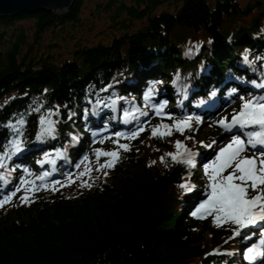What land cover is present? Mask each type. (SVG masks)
I'll return each instance as SVG.
<instances>
[{
	"label": "trees",
	"instance_id": "16d2710c",
	"mask_svg": "<svg viewBox=\"0 0 264 264\" xmlns=\"http://www.w3.org/2000/svg\"><path fill=\"white\" fill-rule=\"evenodd\" d=\"M171 1L172 9L164 7ZM84 3L73 0L65 14L39 9L0 15V156L13 153L9 142L18 139L22 147L38 146L19 161L29 164L36 153L62 146V134L78 127L86 137L70 151L76 162L91 136L83 122V111L90 115L88 98L135 93L126 99L137 98L143 106L144 93L159 86L152 78L167 82L180 74L183 89L202 90L193 101L208 95L213 81L204 72L209 64L217 74L239 75L237 64L246 54L261 65L264 0H106L98 10L108 12L122 33L108 43L79 45L61 61L50 54L31 56L47 30L80 23ZM25 19L34 20L33 40L24 29L7 37L8 28ZM191 48L198 53L189 60L184 51ZM192 101L185 100L188 108ZM49 110L55 131L44 140L38 138L40 118ZM105 121L99 119L98 125L106 126ZM151 133L125 141L128 151L112 144L118 160L111 169L91 167L82 190L59 186L28 201L20 193L1 208L0 264H235L233 256L208 253L217 245L238 251L240 240L227 239L232 229L192 218L203 175L195 168L192 179L198 186L182 189L192 168L167 156L175 153V139L194 144L207 135L205 125L185 133L174 129L171 136Z\"/></svg>",
	"mask_w": 264,
	"mask_h": 264
},
{
	"label": "snow or ice",
	"instance_id": "6c2138e0",
	"mask_svg": "<svg viewBox=\"0 0 264 264\" xmlns=\"http://www.w3.org/2000/svg\"><path fill=\"white\" fill-rule=\"evenodd\" d=\"M245 60L247 61V56H245ZM252 83L257 88H264V82L257 83L253 81ZM152 94V91H149L145 99L151 98ZM242 101L240 110L232 114L230 121L227 117H224L217 123L228 132H232L234 128L239 130L251 128L253 130L242 132L241 134H233L229 142L219 149L215 158L203 165L209 181V192L207 199L200 203L196 210L192 212L194 217L201 219L211 216L213 223L217 227H222L224 224L234 225V236L240 235L245 228L264 223V96L248 99L242 97ZM101 103L99 100L96 102L97 106ZM115 103V100L112 101L113 105ZM163 108L164 104H160L154 108V111L160 114ZM51 115L52 111L49 110L46 116L40 118V137L54 134L55 121L49 118ZM130 115L129 111L126 110L124 112L125 123L130 122L128 119ZM140 115L146 116L147 113L140 112ZM132 118L135 119L136 117L133 115ZM192 119L193 117L186 116L182 120H177L174 125H164L163 131L160 130L161 125H157L152 128L151 134L153 137L171 136L173 127L175 131L182 132L186 128H191ZM17 123L22 125L24 121L20 119ZM8 127L16 135H19V128L16 125L9 123ZM144 130L143 125H141L137 130L132 131L128 138L135 139ZM122 135L120 132L115 133L117 138ZM73 139H77V137H73ZM100 142L103 143L104 141L101 140ZM9 143L13 149L12 154L22 150V142L20 140L13 139ZM204 146L211 148L212 144ZM175 147L177 151L168 153L167 156L173 162L184 164L188 168H195L197 153L185 147L180 141H176ZM117 148L124 151L129 150L127 144H117ZM249 148L258 149V151L248 155ZM10 155V153L6 152L4 156H0V169L5 167L4 160L5 158H10ZM96 156L97 158L101 156L112 158L102 164L101 168H112L119 158L118 151L105 152L99 149L96 150ZM84 159L87 160L88 157L85 156ZM163 159L164 157H161L162 162ZM47 175L49 174L44 173L38 179L44 180ZM4 179L5 177L0 175V180ZM21 183L23 184L24 181L22 180ZM57 183L59 182L57 181ZM180 187L189 191L192 189L189 184H181ZM17 191H19V188H17ZM252 193L255 194L253 195ZM9 199L10 197H5L4 200H0V207H3L4 203ZM28 199L27 195L21 197L22 201H28ZM262 256H264V252L258 251L255 247H249L245 254V259L251 264V262Z\"/></svg>",
	"mask_w": 264,
	"mask_h": 264
},
{
	"label": "rangeland",
	"instance_id": "374dc122",
	"mask_svg": "<svg viewBox=\"0 0 264 264\" xmlns=\"http://www.w3.org/2000/svg\"><path fill=\"white\" fill-rule=\"evenodd\" d=\"M104 1L106 0H85L81 15L82 21L76 25L67 24L63 27H55L47 30L43 34L42 40H40L39 43H35L33 45L31 56H33V54L37 56L50 54L53 55L57 60L61 61L72 57V52L79 45H91L98 41H104L105 43H108L116 35L122 33V29H119L116 25L112 24L110 20V14L108 12L98 10V5ZM245 1L246 0H243V2ZM171 3L172 1L170 3L165 2L164 7L171 5L168 8L172 9L174 5ZM135 25L137 28L139 23H135ZM21 29L26 30L29 38L33 40V19L19 21L14 26L8 28L7 37H10L13 35V33H18V31ZM133 29L134 27L131 28V30ZM235 104L238 103H232L231 108H233ZM229 109L230 108H228V110ZM224 117H227L229 121L231 120V116L228 115L225 110L217 113L214 119L205 120V127L207 126L209 128L216 129L215 133L217 136L215 135L216 138L214 140L216 146L224 145L229 140V135L224 132V129L217 126V122ZM160 124L161 127H163V122ZM210 136H213V134L210 133ZM204 137L207 139L208 133Z\"/></svg>",
	"mask_w": 264,
	"mask_h": 264
},
{
	"label": "water",
	"instance_id": "95a60500",
	"mask_svg": "<svg viewBox=\"0 0 264 264\" xmlns=\"http://www.w3.org/2000/svg\"><path fill=\"white\" fill-rule=\"evenodd\" d=\"M73 0H0V15L19 16L23 12L35 13L39 9L65 14Z\"/></svg>",
	"mask_w": 264,
	"mask_h": 264
}]
</instances>
